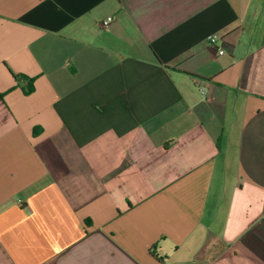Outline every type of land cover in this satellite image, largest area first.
Here are the masks:
<instances>
[{
    "label": "crops",
    "instance_id": "0c3cea01",
    "mask_svg": "<svg viewBox=\"0 0 264 264\" xmlns=\"http://www.w3.org/2000/svg\"><path fill=\"white\" fill-rule=\"evenodd\" d=\"M0 264H264V0H0Z\"/></svg>",
    "mask_w": 264,
    "mask_h": 264
},
{
    "label": "built area",
    "instance_id": "2783aa9c",
    "mask_svg": "<svg viewBox=\"0 0 264 264\" xmlns=\"http://www.w3.org/2000/svg\"><path fill=\"white\" fill-rule=\"evenodd\" d=\"M114 21V18L113 17H108L106 20L102 21L100 24H99V27L101 29H105L107 28L111 23H113ZM208 43L210 45V47L213 49V50H216L217 49V40L215 37H212L210 36L208 38ZM219 54H222L223 51L219 50L218 51Z\"/></svg>",
    "mask_w": 264,
    "mask_h": 264
},
{
    "label": "trees",
    "instance_id": "16d2710c",
    "mask_svg": "<svg viewBox=\"0 0 264 264\" xmlns=\"http://www.w3.org/2000/svg\"><path fill=\"white\" fill-rule=\"evenodd\" d=\"M15 78H17V77H15ZM18 79V78H17Z\"/></svg>",
    "mask_w": 264,
    "mask_h": 264
}]
</instances>
